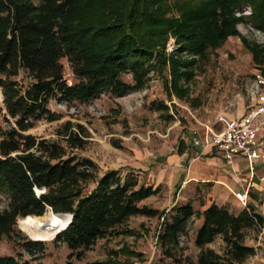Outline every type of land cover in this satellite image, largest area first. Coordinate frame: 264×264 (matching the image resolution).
Returning <instances> with one entry per match:
<instances>
[{
  "label": "trees",
  "instance_id": "trees-1",
  "mask_svg": "<svg viewBox=\"0 0 264 264\" xmlns=\"http://www.w3.org/2000/svg\"><path fill=\"white\" fill-rule=\"evenodd\" d=\"M171 3L179 16L167 15ZM244 7L252 14L236 16ZM240 21L264 30V0H0V109H5L7 122L0 127V191L9 201L0 209V241L21 234V218L43 219L51 211L68 220L72 214L55 242L72 251L70 258H81L131 217L146 216L160 220L155 264H194L183 237L191 222L202 217L194 236L196 264H242L256 255V246L247 244L246 237L250 231L261 234L264 215L253 205L237 213L215 202L203 211L190 201H177L170 209L141 205L158 195L160 186L146 185L132 171L109 169L99 176L95 161L68 154L69 148L86 144L82 125L64 122L60 140L30 132L40 121L60 119L50 107L52 100L70 104L103 94L126 96L146 86L151 70L163 73L168 64L177 88L182 77H191L197 56L238 34ZM170 36L176 39V50L167 54ZM64 58L73 83L65 76ZM152 105L167 108L163 102ZM92 182L95 186L88 189ZM218 237L224 243L222 253L208 246ZM23 239L22 246L34 258L44 248L41 241ZM0 264L31 262L0 255Z\"/></svg>",
  "mask_w": 264,
  "mask_h": 264
},
{
  "label": "rangeland",
  "instance_id": "rangeland-1",
  "mask_svg": "<svg viewBox=\"0 0 264 264\" xmlns=\"http://www.w3.org/2000/svg\"><path fill=\"white\" fill-rule=\"evenodd\" d=\"M170 7L167 15L179 16L173 3ZM235 14L250 16L252 9L244 7ZM236 28L237 35H231L219 47L209 49L204 57H196V63L190 68L191 77H182L177 88L168 64L163 73L151 70L146 86L126 96L103 94L88 103L70 104L52 100L50 107L60 114V119L40 121L30 132L41 138L60 140L58 130L64 122L82 125L87 133H81L87 140L86 144L82 148H69L68 154L95 161L99 166V176L109 169L132 171L146 185L160 186V193L142 201L141 205L170 209L177 201H190L195 209L200 210L208 194L212 193L214 181L210 174L208 181L196 180L189 187H183L192 160L200 152L192 146L187 150L193 132L205 134L206 127L219 131L221 127L214 122L220 115H239L253 98L256 73H264V30L248 21H240ZM175 50L176 39L170 36L166 52L170 54ZM62 62L69 83L75 82L67 59H62ZM24 78L29 80L26 76ZM124 78L132 81L131 75ZM153 102H163L167 108L155 109ZM5 112V109H0V127L7 126ZM74 129L78 130L77 127ZM204 154L200 155V159L210 166H218L211 155ZM94 186L92 182L88 189ZM8 202L7 196L0 191V209ZM226 202L232 208V195ZM51 213L48 211L44 215ZM197 220L195 218L191 222L188 236L183 237L186 253L194 264L199 253L193 237ZM159 225L158 218L133 216L84 250L81 258H70L72 251L66 245L56 243L55 238L51 241L32 238L20 227L18 220L17 231L21 234H15L12 240L3 237L0 255L19 256L31 264H69V261L72 262L70 264H155L160 257L157 244ZM129 229L135 233L123 232ZM254 234L253 231L249 233L251 236ZM23 238L44 243L37 257L24 249ZM212 246L223 252L221 238L218 237ZM260 248L264 250V246ZM242 264L255 263L249 258Z\"/></svg>",
  "mask_w": 264,
  "mask_h": 264
},
{
  "label": "crops",
  "instance_id": "crops-1",
  "mask_svg": "<svg viewBox=\"0 0 264 264\" xmlns=\"http://www.w3.org/2000/svg\"><path fill=\"white\" fill-rule=\"evenodd\" d=\"M247 106L239 115L232 116V118H238L244 115L246 113ZM217 123L218 119L214 122V124ZM218 126L222 127L220 123H218ZM209 131V127H206L205 134L199 133L202 139H205L206 136H208ZM260 138L264 140V124L260 132ZM190 146L192 145H189L187 150H189ZM192 147L199 149L195 146ZM261 152L263 155L262 158L256 161V176L252 177V174L248 168L247 160L241 157H236L233 163L230 164L223 158L221 152H219L217 148L211 147L205 152L204 155H211V159L214 158V163H216L218 166H210L206 161L200 159V157L193 158L188 177H184L186 180L184 179L183 181V187H189L190 184L196 180L208 181L209 175L212 174L211 179L214 181L212 193L208 194L207 200L201 206V211L206 209L213 202L219 205L228 206L226 201H230V197L232 195V208L228 206L231 211L237 213L246 206L253 205L257 211L264 215V182H260L259 180V176L263 175L264 173V146ZM240 190H245L248 193L246 205L241 203L235 196V192ZM217 197H219V199H221L223 202H219ZM197 221L196 228L193 231L194 236L196 230L201 226L203 218H198ZM254 235L255 236L247 235L246 237V243L249 245H254L257 248L256 255L250 257V260H252V262L255 264H264V250L263 248H260V246H264V237L261 234ZM208 246L213 248L212 243Z\"/></svg>",
  "mask_w": 264,
  "mask_h": 264
},
{
  "label": "built area",
  "instance_id": "built-area-1",
  "mask_svg": "<svg viewBox=\"0 0 264 264\" xmlns=\"http://www.w3.org/2000/svg\"><path fill=\"white\" fill-rule=\"evenodd\" d=\"M252 95L253 98L247 106L246 113L241 117L219 116L218 123L222 126L221 130H210L205 139H202L197 131L193 132L190 144L200 150L196 158H199L211 147H215L230 164L233 163L236 157L247 160L252 177L256 176V161L262 158L261 150L264 146V140L260 138V132L264 124L263 72L256 73ZM259 180L264 182V173L259 176ZM235 196L241 203L247 204V191H236ZM261 235L264 237V227Z\"/></svg>",
  "mask_w": 264,
  "mask_h": 264
},
{
  "label": "bare ground",
  "instance_id": "bare-ground-1",
  "mask_svg": "<svg viewBox=\"0 0 264 264\" xmlns=\"http://www.w3.org/2000/svg\"><path fill=\"white\" fill-rule=\"evenodd\" d=\"M68 216V220H70L71 216ZM68 220L60 216L49 214L43 219L34 217L21 218L19 219V224L20 227L32 238L51 241L60 231L63 230L67 225Z\"/></svg>",
  "mask_w": 264,
  "mask_h": 264
},
{
  "label": "water",
  "instance_id": "water-1",
  "mask_svg": "<svg viewBox=\"0 0 264 264\" xmlns=\"http://www.w3.org/2000/svg\"><path fill=\"white\" fill-rule=\"evenodd\" d=\"M61 214H69V213H61ZM71 216L70 220L68 221L67 225L63 228V230L71 223L72 219H73V215L69 214Z\"/></svg>",
  "mask_w": 264,
  "mask_h": 264
}]
</instances>
